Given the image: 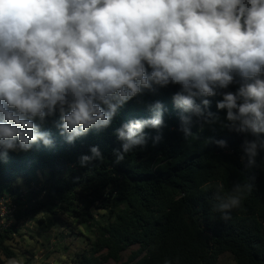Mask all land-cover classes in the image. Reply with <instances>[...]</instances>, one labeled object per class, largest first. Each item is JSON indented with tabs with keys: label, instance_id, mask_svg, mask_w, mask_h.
I'll use <instances>...</instances> for the list:
<instances>
[{
	"label": "clouds",
	"instance_id": "1",
	"mask_svg": "<svg viewBox=\"0 0 264 264\" xmlns=\"http://www.w3.org/2000/svg\"><path fill=\"white\" fill-rule=\"evenodd\" d=\"M173 86L186 141L198 139L206 126L250 135L240 162L245 171L257 167L264 150V0H0V162L10 152L55 147L49 123L73 144L109 128L135 100L150 116L113 130L121 142L112 150L119 164L146 148L149 138L154 147L163 139L168 109L142 97ZM203 143L228 146L214 136ZM104 160L92 146L79 164ZM254 179L227 192L217 185L213 207L221 220L242 206ZM7 264L25 260L8 257Z\"/></svg>",
	"mask_w": 264,
	"mask_h": 264
},
{
	"label": "trees",
	"instance_id": "2",
	"mask_svg": "<svg viewBox=\"0 0 264 264\" xmlns=\"http://www.w3.org/2000/svg\"><path fill=\"white\" fill-rule=\"evenodd\" d=\"M177 90L173 86L142 97L166 105L163 139L154 147L149 138L146 148L137 147L119 164L112 150L121 142L113 130L131 118L150 116L135 100L120 110L109 128L90 131L73 144L49 123L55 147L41 144L28 152H10L7 161L0 162V196L10 197L18 212L15 224L0 226V255L18 257L9 243L19 224L43 213L36 220L42 230L54 224L69 228L80 224L93 233L94 241L87 237L91 251L78 256L76 264H163L165 259L172 264H218L226 253L236 264H264V150L256 158L257 167L245 171L241 144L254 137L219 126L213 132L206 126L198 139L186 141L171 100ZM220 98H211L212 111ZM146 131L150 137L156 135L155 130ZM192 131L197 132V126ZM210 136L226 140L227 148L205 145ZM92 146L100 148L104 162L81 167L79 158L90 154ZM251 177L252 193L232 210L229 221L221 220L213 207L217 185L223 183L227 192L233 183ZM135 246L137 250L123 262V253ZM101 253L105 254L98 256Z\"/></svg>",
	"mask_w": 264,
	"mask_h": 264
},
{
	"label": "rangeland",
	"instance_id": "3",
	"mask_svg": "<svg viewBox=\"0 0 264 264\" xmlns=\"http://www.w3.org/2000/svg\"><path fill=\"white\" fill-rule=\"evenodd\" d=\"M43 216L42 213L35 219L19 224L18 233L9 243L18 258H24L25 264H76L75 260L78 256L91 251L92 243L87 237L94 241L93 233L88 232L80 224H73L71 228L54 224L47 230H42L36 220ZM10 223L7 218L0 221V226L9 227ZM135 250H137L136 246L123 253V262H127ZM0 264H7L6 257L0 255ZM103 264H115V262ZM218 264H236V262L231 254L226 253L220 257Z\"/></svg>",
	"mask_w": 264,
	"mask_h": 264
},
{
	"label": "built area",
	"instance_id": "4",
	"mask_svg": "<svg viewBox=\"0 0 264 264\" xmlns=\"http://www.w3.org/2000/svg\"><path fill=\"white\" fill-rule=\"evenodd\" d=\"M17 212H18V207L10 197L0 196V221L1 222L2 220L8 218L11 222L10 225L15 224L16 223L15 216ZM5 228H8V227L6 226Z\"/></svg>",
	"mask_w": 264,
	"mask_h": 264
}]
</instances>
